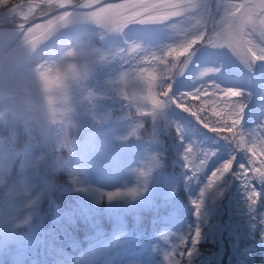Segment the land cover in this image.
I'll list each match as a JSON object with an SVG mask.
<instances>
[{
	"label": "clouds",
	"instance_id": "1",
	"mask_svg": "<svg viewBox=\"0 0 264 264\" xmlns=\"http://www.w3.org/2000/svg\"><path fill=\"white\" fill-rule=\"evenodd\" d=\"M106 5L0 0V246L17 245L33 232L54 193L136 201L166 166L162 145L173 113L163 96L154 99L158 89L147 77L141 42L128 37V25L118 27L97 15ZM248 143L255 144V137ZM134 144L144 146L136 166L127 169L134 183L99 186V178L123 167ZM199 164L204 166L203 158ZM231 172H211L199 198L190 200L194 216L202 218L208 194L223 195L231 178L245 189L251 220L264 241L256 183L264 186V165L245 169L243 180ZM196 231L201 234L199 227Z\"/></svg>",
	"mask_w": 264,
	"mask_h": 264
},
{
	"label": "trees",
	"instance_id": "2",
	"mask_svg": "<svg viewBox=\"0 0 264 264\" xmlns=\"http://www.w3.org/2000/svg\"><path fill=\"white\" fill-rule=\"evenodd\" d=\"M127 34L129 38L141 40L146 31L135 27L128 29ZM189 103L199 104V101ZM256 103L254 97L252 105ZM173 109L191 119L200 131L188 128L176 115L171 117L170 133L163 138L162 145L167 163L155 174L145 196L136 201L108 203L77 192L54 193V202L45 203L42 218L33 232L17 245L0 246V264H215L213 249L219 207L229 194L232 212L243 224L241 241L231 253L232 264H264L261 229L254 227L245 189L240 184L229 178L223 195L208 194L202 218L194 216L190 200L199 198V190L207 177L229 159L231 148L223 141L217 143L219 135L204 128L194 117ZM177 124L183 132L177 131ZM244 131L246 138L248 133L264 134L251 117ZM189 145L191 152H188ZM208 151H215L216 155L201 168L199 161ZM143 152L142 144L132 145L123 157V167L96 182L106 189L131 185L134 181L127 169L136 166ZM253 161L258 164L259 157L241 151L236 155L233 171L241 174L243 180L247 175L245 169H251ZM194 167L196 175L189 180L188 176L193 174L190 169ZM60 179L63 181L65 177ZM256 183L257 191L262 193L258 211L264 212V186ZM197 227L202 238L193 251Z\"/></svg>",
	"mask_w": 264,
	"mask_h": 264
},
{
	"label": "snow or ice",
	"instance_id": "3",
	"mask_svg": "<svg viewBox=\"0 0 264 264\" xmlns=\"http://www.w3.org/2000/svg\"><path fill=\"white\" fill-rule=\"evenodd\" d=\"M97 15L118 27L163 25L161 35L139 40L147 77L158 89L154 99L163 96L173 115L190 129L200 131L172 105L209 131L228 133L216 140L231 148L229 159L218 167L222 171L231 168V174H238L233 164L241 151L257 155L264 165L260 150L264 134L248 133L256 139L249 144L244 131L251 117L264 133V0H122L107 3ZM254 97L257 103L252 105ZM176 127L183 132L180 124ZM215 155V151L205 152L204 165ZM196 172L194 167L191 179ZM219 178L220 173L213 183ZM195 203L197 208L203 206ZM201 238L195 230L193 245Z\"/></svg>",
	"mask_w": 264,
	"mask_h": 264
},
{
	"label": "rangeland",
	"instance_id": "4",
	"mask_svg": "<svg viewBox=\"0 0 264 264\" xmlns=\"http://www.w3.org/2000/svg\"><path fill=\"white\" fill-rule=\"evenodd\" d=\"M104 3H118L122 0H103ZM210 3H214V0H209ZM227 3L228 0H223ZM129 29L135 27H143L146 34L142 37L143 39L155 38L162 34L164 29L163 25H138L129 24ZM235 59V57H233ZM238 63V61H237ZM171 108H175L172 105ZM176 109V108H175ZM181 110V109H178ZM182 111V110H181ZM190 115L189 113H186ZM220 135H227L228 133H217ZM243 233V224L236 218L231 209V197L229 196L220 204L219 207V219L217 228L216 244L213 249V258L215 264H232L231 253L233 249L240 243Z\"/></svg>",
	"mask_w": 264,
	"mask_h": 264
}]
</instances>
